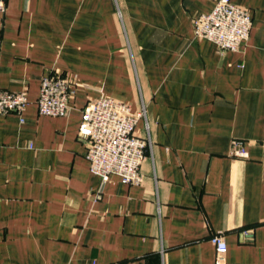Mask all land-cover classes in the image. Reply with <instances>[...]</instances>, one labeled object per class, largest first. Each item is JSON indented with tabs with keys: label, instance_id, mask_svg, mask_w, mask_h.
<instances>
[{
	"label": "crops",
	"instance_id": "obj_1",
	"mask_svg": "<svg viewBox=\"0 0 264 264\" xmlns=\"http://www.w3.org/2000/svg\"><path fill=\"white\" fill-rule=\"evenodd\" d=\"M233 1L253 27L221 54L193 28L214 0H5L0 89L31 104L0 116V264H264V0ZM50 74L66 117L38 112ZM100 97L145 110L141 186L90 170L78 133Z\"/></svg>",
	"mask_w": 264,
	"mask_h": 264
},
{
	"label": "built area",
	"instance_id": "obj_2",
	"mask_svg": "<svg viewBox=\"0 0 264 264\" xmlns=\"http://www.w3.org/2000/svg\"><path fill=\"white\" fill-rule=\"evenodd\" d=\"M214 1L211 13L193 19L194 35L214 43L221 54L238 53L242 45L249 41L252 15L233 0ZM5 8V0H0V12ZM71 97L69 81L59 74H50L41 82L36 102L38 112L43 116L66 117L70 111ZM30 104L26 91L0 89V116L16 114L22 117ZM143 119L149 132L144 109L134 112L129 104L111 97H100L86 104L78 137L87 145L86 158L92 173L104 182L116 176L124 185L143 184L142 167L148 159V152L150 155L152 152L150 135L144 138L137 134L138 124ZM231 155L236 158L248 157L246 149L238 141H233ZM211 242L220 259L227 251L224 237L215 235Z\"/></svg>",
	"mask_w": 264,
	"mask_h": 264
}]
</instances>
